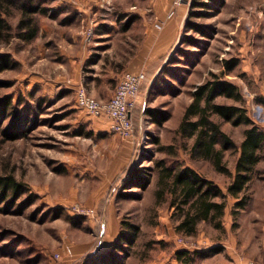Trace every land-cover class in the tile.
Segmentation results:
<instances>
[{
	"label": "rangeland",
	"instance_id": "obj_1",
	"mask_svg": "<svg viewBox=\"0 0 264 264\" xmlns=\"http://www.w3.org/2000/svg\"><path fill=\"white\" fill-rule=\"evenodd\" d=\"M11 1L0 0V54L13 63L0 72V98L11 99L24 129L7 139L1 130L11 117L2 120L0 175H12L22 191L6 198L0 194V264H179L175 252L180 249L195 253L194 264H210L222 252L221 241L245 249L241 259L264 260L253 257V251L245 255L248 234L263 236L264 229L248 228L239 212L234 217L229 210L221 229L199 221L196 234L178 233L180 213L170 205L163 169L188 166L225 189L231 181V173H220L210 159L194 156V138L180 130L196 87L215 76L233 82L242 99L220 95L213 101L243 106L264 130V0H223L188 18L196 28L185 26L186 15L178 42L160 66L142 71L146 86L127 139L97 126L96 117L76 104L73 87L82 82L100 96L115 89L119 78L99 61L102 52L88 51L107 45L93 41L95 17L128 11L145 13L150 20V0ZM28 1L46 12L36 14L37 35L25 41L18 34L19 6ZM136 15L124 23L136 28ZM132 33H126L128 41ZM233 58L237 63L228 70L225 61ZM96 73L108 76L87 85L85 79ZM152 109L156 116L147 112ZM211 120L238 147L248 126L216 114ZM236 146L224 151L222 163L230 170ZM259 155L242 193L246 206L250 191L264 190V144Z\"/></svg>",
	"mask_w": 264,
	"mask_h": 264
},
{
	"label": "trees",
	"instance_id": "obj_2",
	"mask_svg": "<svg viewBox=\"0 0 264 264\" xmlns=\"http://www.w3.org/2000/svg\"><path fill=\"white\" fill-rule=\"evenodd\" d=\"M8 2H12L8 0ZM223 0H190L187 20L194 15L205 13V9L221 6ZM21 17L18 21L19 36L30 41L37 35L38 26L35 20L36 14H45L46 8L28 1L19 6ZM185 23L187 27L196 28V24ZM3 20L0 18V26ZM237 63V59H228L225 61L226 68L229 70ZM8 55L0 54V72L12 66ZM198 85L193 94V100L184 111L180 130L187 136L194 138L192 151L194 156L203 159H210L213 162L216 171L224 174H230L229 169L222 163L224 151L236 146L229 135L224 132L220 126L211 120L212 114H216L224 120L231 121L233 125L244 124L248 127L244 130V137L238 145L239 157L235 163V173L227 185V194L237 197L234 203L232 214L234 217L240 208L245 206V195H240L246 190L254 166L260 160L259 150L264 144V132L258 130L246 109L241 105H228L215 103L216 96H225L233 98L236 101L242 99L237 90V86L219 76ZM10 98H0V128L2 120L11 117V120L5 127H2L3 136L7 139H15L22 134L24 128L21 127L19 114H16L11 105ZM150 116H156L155 111H147ZM195 118V119H192ZM169 181L168 192L171 196L170 205L174 206L180 213V220L175 229L178 233L186 236H192L197 233V224L199 221L210 222L214 228H222L221 219L224 216L226 194L218 184L212 180L198 174L191 167H183L172 170L170 167L163 168ZM22 185L12 175H0V194L4 198L11 195L20 194ZM221 197V200H217ZM121 236V235H120ZM127 241V237H124ZM195 253L188 249H180L175 252V257L179 264H194Z\"/></svg>",
	"mask_w": 264,
	"mask_h": 264
},
{
	"label": "crops",
	"instance_id": "obj_3",
	"mask_svg": "<svg viewBox=\"0 0 264 264\" xmlns=\"http://www.w3.org/2000/svg\"><path fill=\"white\" fill-rule=\"evenodd\" d=\"M189 3L190 0H150L152 10L150 20L149 18H146L145 13L140 12L129 14L127 13L128 11H114L95 17V35L93 41L96 44L107 42V45H92L88 50L89 54L93 51L98 52L100 50L103 57L99 61L107 67L110 76H116L118 78H120L126 70L138 72L145 71L148 67L158 68L161 64L160 61H162L178 42L187 15ZM134 14H137L139 19L136 23V28H134L135 24L131 28L132 23L126 25L124 22ZM159 20L163 21L161 29H158L155 25ZM130 29H132L134 33H132L133 38L130 39L131 41H128L126 33ZM130 51H132L131 54H129ZM106 73H96L93 77L88 76L86 79L83 77V80L85 79L86 81L84 82L89 85V83L97 81L98 76H108ZM88 80H90V82H88ZM80 84L85 86L82 82L76 83L73 87L74 90ZM145 86L146 82L144 81L136 98V106L134 109H136L137 105L142 101V92ZM86 90L91 96L107 100L113 94L114 88H110L108 92L109 94L105 93L104 96L96 94L95 92L98 90L92 89L90 86L89 88H86ZM95 119L98 121L96 124L97 126H104L107 131H110V120L107 117H96ZM99 128L101 129L102 127ZM257 128L264 132L260 127L257 126ZM238 157L239 152L237 159ZM229 172L233 176L235 173V166L234 170L229 169ZM208 179L213 180V178ZM216 184H218V182H216ZM218 185L220 186L222 193L227 196V203L224 210V215H227L228 211H232L234 208V203L238 198L228 195L227 188L225 189L220 184ZM248 195L250 197L249 202L247 206L245 205L244 208L238 210V219L245 215V223H248V228H256L260 225V228L264 229V190H261V187H258L257 189L250 191ZM246 213H248V215H246ZM243 225L244 223H242V226ZM220 244L223 247L222 252L215 254V256H218L215 257L216 262L210 264H241L243 260H246L240 258L242 257L240 253L244 254L245 249L239 251L237 249L238 247L235 245H230V243H225L223 241H221ZM244 244H247L246 256L250 257L249 252L253 251V253L251 252L253 257L264 259V234L262 236L261 234L249 233L248 242ZM244 258L247 257L244 256Z\"/></svg>",
	"mask_w": 264,
	"mask_h": 264
},
{
	"label": "built area",
	"instance_id": "obj_4",
	"mask_svg": "<svg viewBox=\"0 0 264 264\" xmlns=\"http://www.w3.org/2000/svg\"><path fill=\"white\" fill-rule=\"evenodd\" d=\"M106 2H109V0H106ZM155 25L158 29H161L163 21L159 20ZM145 79L146 75L142 71H124L115 86L113 94L107 100L91 96L85 86L80 84L75 90L76 104L91 116L107 117L110 120V130L112 132L117 133L122 138H130L133 130L132 112ZM241 264H264V260L257 261L250 258L243 260Z\"/></svg>",
	"mask_w": 264,
	"mask_h": 264
}]
</instances>
